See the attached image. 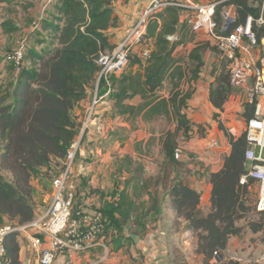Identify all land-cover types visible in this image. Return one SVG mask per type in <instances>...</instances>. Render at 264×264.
<instances>
[{
  "label": "trees",
  "instance_id": "obj_1",
  "mask_svg": "<svg viewBox=\"0 0 264 264\" xmlns=\"http://www.w3.org/2000/svg\"><path fill=\"white\" fill-rule=\"evenodd\" d=\"M261 2L224 0L216 6L215 20L218 25L221 24L222 6L233 7L237 23L243 22L248 15L256 19ZM179 11V6L167 4L149 20L146 37L154 39L155 48L145 59L143 71L109 78L110 87L114 89L112 98L119 114L135 117L143 112L145 119L156 114L173 116L176 128L173 132L168 131L163 140L166 170L167 166L169 169L173 167L170 173L177 170L175 166L180 162L173 155L177 138L181 136L184 141L192 135L190 122L183 112L191 91L176 89L168 99L157 94L167 78L173 81V89L178 86L182 68L174 65L172 53L181 40L190 34L194 36L190 27L180 24ZM40 25L47 33L45 39L38 40L39 43H46L44 49L36 52L27 47L17 80L9 82L0 92V224L8 220L22 225L35 217L31 178L40 172V167H49L52 162L59 165L76 140L78 124L72 112L84 99L86 89L98 78L97 56L115 47L107 34V30L116 25L112 0H55L53 12ZM1 27L6 34L17 29L9 19L4 20ZM253 31L260 42L264 38V25H253ZM177 34L180 38L172 41ZM197 44L189 54L190 60L195 63L190 70V79L193 80L199 77L198 73L204 65L202 52L206 49L199 42ZM25 59H30V67H25ZM132 62L142 65L139 58L129 63ZM9 65L15 70L13 65ZM212 74L214 82L210 86V101L215 108L222 109L232 92L230 73L226 64L221 62L220 68L214 65ZM102 80L98 81L99 86L103 84ZM135 95L142 98L138 106L124 103ZM254 105V102L244 104L243 116L246 120L253 116ZM219 129L227 137L230 150L223 159L221 169L209 175L211 194L208 213H202L200 193L178 174L170 177V173L165 171L162 177L163 192L178 219L184 221L185 228L196 234L197 253L202 254L206 261L214 257L215 251L221 253L226 250L231 236L243 232L244 227L239 221L246 217L249 210L244 195L254 182L248 179L245 184L239 183L240 177L247 172L244 131L234 136L221 123ZM124 161L126 169H129L131 161L128 158ZM157 200L146 210L141 209L124 186L116 203L104 204L101 211L109 218L108 226L120 229L139 209L145 214L160 212ZM258 214L262 217L264 212ZM133 221L142 225L139 219ZM246 226L253 233L264 230V224L259 221H248ZM2 264H21L16 233L6 239ZM222 264L236 262L229 260Z\"/></svg>",
  "mask_w": 264,
  "mask_h": 264
},
{
  "label": "crops",
  "instance_id": "obj_2",
  "mask_svg": "<svg viewBox=\"0 0 264 264\" xmlns=\"http://www.w3.org/2000/svg\"><path fill=\"white\" fill-rule=\"evenodd\" d=\"M162 1L177 3L180 8L179 22L185 23L189 28L186 21L192 13L189 4H204L215 0ZM54 2L55 0H0V84L4 77L7 84L14 83L18 78V73L3 61L2 53L12 49L20 38H27L29 49H35L36 52L44 49L46 43H39L38 40L45 39L47 33L42 30L40 23L53 12ZM150 2L151 0H112L116 25L107 30L110 43L114 45L118 43L140 10ZM6 19L11 20L17 28L13 33L3 32L1 23ZM179 38L180 35L177 34L171 40L176 41ZM197 43L195 35L190 34L176 45L172 61L174 65L181 66L182 77L174 89L173 81L167 78L163 81L162 88L157 91L158 95L166 99L176 89L191 91L183 112L190 122L192 135L184 141L181 140V136L177 138L176 142L182 143L187 153H184L179 164L175 166L177 170L172 173L169 171L173 167L169 169L167 166L166 170V154L163 148L165 134L168 131L173 132L176 128L172 115L156 114L150 119H145L143 112L135 117L119 114L112 98L114 89L111 91L112 88L104 79L103 84L99 86L96 77L86 89L84 99L72 112L78 124L76 140L79 141L76 162L70 174V181L75 188L73 205L76 207L74 209L73 206L72 219L79 220L95 212H101L106 227L99 237L102 245L87 247L83 251H72L64 247L56 253L54 264H167L168 227L164 228L163 222L167 221L169 216H175V212L162 188L165 171L170 173V177L178 174L187 185L197 190L200 193V204L210 203L209 175L221 169L223 159L230 150L229 141L219 129V124L221 123L234 136H238L242 133L239 130L241 125L244 128L247 120L243 114L241 117L236 114L238 106H233L232 110L225 112L227 116L224 118V105L222 109L212 105L209 97L210 86L214 81L212 63L207 66L204 62L198 73L199 77L195 80L190 79V70L195 63L190 60L189 54ZM146 47H149L151 52L155 48L154 39L149 38L145 45L136 47L129 58V62L139 58L142 65L128 62L122 73L143 71L145 58L142 51ZM31 64L29 59L25 67H30ZM173 80L178 82L176 79ZM94 96L99 97V101L91 108ZM124 103L138 106L142 103V98L135 95L126 99ZM90 110L91 114L88 116ZM210 141L216 143L214 147H207ZM206 148L210 149L205 151ZM90 155L96 160L89 161ZM124 158L131 161L129 169H126ZM40 172L36 174L40 175L39 177L36 176L34 179V175L31 178L37 198L35 202L33 201L35 216L46 210L51 199V181L43 178ZM124 186L136 204L144 203L145 210L157 200L155 198H158L157 208H160V212L151 211L145 214L141 212V208L138 213L131 216L130 222L120 229L108 226L109 218L101 210L104 204L116 203ZM133 219H139L142 225L133 224ZM17 239L20 263L33 264L36 252L21 235H18Z\"/></svg>",
  "mask_w": 264,
  "mask_h": 264
},
{
  "label": "built area",
  "instance_id": "obj_3",
  "mask_svg": "<svg viewBox=\"0 0 264 264\" xmlns=\"http://www.w3.org/2000/svg\"><path fill=\"white\" fill-rule=\"evenodd\" d=\"M223 1L190 3L192 13L186 21L194 35L203 32L215 42L222 57L229 61L231 86H244L248 103H255L253 116L246 121L244 127L247 172L240 177L239 183L245 184L248 179H252L257 184L258 193L254 209L260 213L264 212V38L258 41L253 25L258 27L264 25V0L260 4L259 16L254 19L248 15L241 23H237L232 6H222L221 24L218 25L215 20V9ZM167 4L179 6L175 2L151 0L127 27L114 49L97 56L98 80L102 78L110 85V76L117 75L126 68L133 50L145 45L149 40L146 37L149 20ZM223 31L227 33L223 34ZM27 47V38L22 37L12 49L2 53L3 61L13 65L17 73L23 67ZM149 55L150 48L146 47L142 51V56L146 59ZM98 101L99 97L94 96L91 108ZM90 114L91 110L88 116ZM215 144L214 141H210L207 147H214ZM78 146L79 141L74 140L62 160L61 169L52 178L51 199L46 210L22 225L13 222L0 225V264L5 254L6 239L12 233L23 236L36 252L33 264H54L56 253L64 247L72 251H83L87 247L102 245L99 237L106 225L101 212H95L79 220L72 219L75 188L70 181V174ZM182 153V148L177 143L173 151L174 158L181 160ZM219 253L215 251L214 257ZM261 259L264 260V254Z\"/></svg>",
  "mask_w": 264,
  "mask_h": 264
},
{
  "label": "rangeland",
  "instance_id": "obj_4",
  "mask_svg": "<svg viewBox=\"0 0 264 264\" xmlns=\"http://www.w3.org/2000/svg\"><path fill=\"white\" fill-rule=\"evenodd\" d=\"M195 37H196V41L199 42L200 45L205 46L206 48L202 52V57H203L204 62L207 63V66L209 65V63H212V69L214 68V65L216 68H220V63L223 62L226 64V68L230 72L229 61L222 57L221 53L219 52V50L217 49L215 45V42L211 40L207 36V34L203 32L196 34ZM26 62H27V59H25L24 65L26 64ZM207 74H209L208 67H207ZM210 77L212 76L210 75ZM6 84H7V79H5L4 77V80H2L0 84V92H2V89L4 88ZM246 103H248V101H247V93L244 90V86L232 87V92L228 96V99L226 100V102L224 103V107H223L224 118H226L227 116L226 113L229 112L230 109L231 110L233 109L232 108L233 106H238V110L236 114L238 115V117H241L244 111V104ZM239 130L240 132L244 131V128L242 125ZM197 132L200 133V130L197 129ZM202 134L203 133L201 132L200 135ZM179 145L182 148V152H183L182 154L183 155L184 153L186 154L187 152H185V150L183 149L184 147L182 143H179ZM209 149L210 148H206L205 151ZM188 158L190 159L191 157H188ZM88 160L93 162L96 160V158L93 157V155H90ZM75 162H76V159L74 160V163ZM47 167L48 166L40 167V170H41L40 174L43 175V178L49 179L50 181H52V178L56 175V173L62 167V160L60 161L59 165H55L54 162H52L51 166H49L48 168ZM36 176L39 177L40 175H35L34 179L36 178ZM122 182H125V181L122 180ZM31 186L33 188L32 179H31ZM257 193H258V186L255 182H253V184L248 189L247 194L244 195L245 196L244 198H246L247 200L246 205L249 206V210L246 213V217L242 219L241 221H239V224L243 225L244 227L243 232L239 235L231 236L227 242L226 250L219 253L218 256L213 257L209 261H206L202 254L197 253L198 238L196 234H194L191 230H188L185 228L184 221L182 219H178V217L176 216V213H175V216H172V215L169 216V219L163 222L164 228L168 227L167 228L168 230L167 238H166V246L168 250L167 264H222L223 262H227L229 260L236 262V264H264V260L261 259V256L264 254V230L253 233L246 226L248 224V221H251V222L259 221L264 224V215L261 217L258 214V212H256L254 209V203L256 201ZM32 198H33V201L37 200L34 190L32 193ZM140 204L141 205H139V207L144 209L145 208V206L143 207L144 203L143 204L140 203ZM73 206H74V209H76L75 205ZM209 207H210L209 203L207 204L204 203V205L200 204V208L203 214L208 213ZM72 212H73V209H72ZM7 223H10V222L6 220L4 221L3 224H0V225H4ZM133 224H136V223H133ZM22 239L26 240L23 236H22ZM10 241H8V243H10Z\"/></svg>",
  "mask_w": 264,
  "mask_h": 264
}]
</instances>
